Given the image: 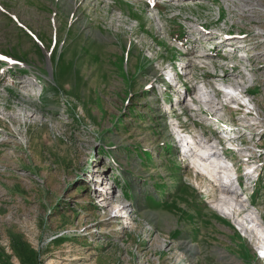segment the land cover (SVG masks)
I'll return each mask as SVG.
<instances>
[{
  "label": "rangeland",
  "instance_id": "374dc122",
  "mask_svg": "<svg viewBox=\"0 0 264 264\" xmlns=\"http://www.w3.org/2000/svg\"><path fill=\"white\" fill-rule=\"evenodd\" d=\"M179 126L232 195H206ZM222 197L264 225V0H0V264H264Z\"/></svg>",
  "mask_w": 264,
  "mask_h": 264
},
{
  "label": "bare ground",
  "instance_id": "6f19581e",
  "mask_svg": "<svg viewBox=\"0 0 264 264\" xmlns=\"http://www.w3.org/2000/svg\"><path fill=\"white\" fill-rule=\"evenodd\" d=\"M233 49H234V46L230 45L228 47L227 51H229V50L232 51ZM235 51H237V49H235L234 52ZM213 64L216 65L215 63H213ZM223 64H225V63H223ZM215 75L218 76L217 77L218 83L220 82L223 84H232L234 86L236 85L235 79H234L236 74H235L234 70L230 69L229 64H228V67H226L222 70V72L216 73ZM237 84H241V82L238 81ZM199 97H200L199 99H201V100H210V102L214 99L211 96V94L209 93V91H207V90L202 92L199 95ZM234 97L235 96L231 93L230 98L232 99ZM180 100H181V98H180ZM246 107L247 106H245L244 108H246ZM217 112H218V108L215 111V113H217ZM180 128H181V126L177 127V129L180 130V132H179L180 134L176 138V140H178L181 143V145H180L181 151H183V152L185 151V153H186V155L184 154L185 157H189L192 160L193 166H194L195 170L198 172V174L204 175L203 179H206V177L208 179H211L210 180L211 182H208L204 186V188H208V190H206V195L209 194V196H211L210 193L211 192L216 193V190L219 191L217 193V195L219 193L220 194L225 193L228 195H230V194L232 195L234 192L230 186L231 184L229 185V181L226 180L225 182H223L221 184V182L223 181L222 177L224 175L218 177V179H217V175L219 174V172H223L222 170L219 169V166L221 168L224 167L223 165L220 164V163H223V159L221 158L218 145H216L215 143H212V144L210 143L211 146H209L208 144H206V147H204L205 145L201 146V143L199 144V141L197 140L196 136L192 135L190 132H185L184 130H181ZM237 128H241V127H237ZM243 130L246 131L245 129H243ZM218 139H219L218 142L223 143L221 138H218ZM202 142H204V141H202ZM206 142H208V141H206ZM195 148L198 150V152H194ZM231 148L234 149V151L239 149V147H237V148L231 147ZM226 167H228V166H226ZM247 169H248V171L250 170V168H247ZM249 172L251 173L252 171L250 170ZM254 172H257V170H255ZM256 175H258V174H254V176H256ZM234 180L236 183L237 180L235 177H234ZM233 182L234 181H232L231 183H233ZM213 183H215V184H213ZM215 186L218 187V189H216V190L213 189ZM238 186H240V185L238 184ZM222 200H224V201H220L221 203L217 204L216 206L219 208V210L221 212H223L225 214L234 215L235 217L242 216V218H240L237 222L240 229L242 231H244L245 234H248L249 236H250L249 233H251V232L254 233V235L256 236V238L258 240V244H260L258 246L259 250L258 249L256 250V254L258 252H260V255L259 254H257V255H259L260 257H264V225L262 224V222L260 220H258V218H257L258 216L256 215V213L255 212L245 213L248 211V208L244 207V206L243 207L238 206L239 203L235 201L234 197H231V198L230 197H224V198L222 197ZM243 218H246L247 220H245Z\"/></svg>",
  "mask_w": 264,
  "mask_h": 264
},
{
  "label": "crops",
  "instance_id": "0c3cea01",
  "mask_svg": "<svg viewBox=\"0 0 264 264\" xmlns=\"http://www.w3.org/2000/svg\"><path fill=\"white\" fill-rule=\"evenodd\" d=\"M259 250V249H258Z\"/></svg>",
  "mask_w": 264,
  "mask_h": 264
}]
</instances>
